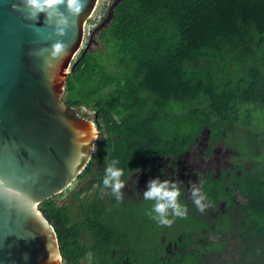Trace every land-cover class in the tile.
<instances>
[{
	"label": "trees",
	"instance_id": "trees-1",
	"mask_svg": "<svg viewBox=\"0 0 264 264\" xmlns=\"http://www.w3.org/2000/svg\"><path fill=\"white\" fill-rule=\"evenodd\" d=\"M98 39L103 47L80 52L65 80L66 103L92 106L102 134L79 176L107 163L97 172L95 199L80 223L54 198L40 205L63 264H81L87 254L91 264H163L151 246L161 232L152 222L156 201L128 199L124 187L113 193L103 183L106 169L122 170L125 186L161 157L177 160L205 132L208 156L221 144L238 163L219 176L210 171L197 198L185 201L180 264H215L210 257L232 233L244 245L235 264H264V0H124ZM223 201L224 212L209 220L208 209ZM210 231L220 241H208Z\"/></svg>",
	"mask_w": 264,
	"mask_h": 264
},
{
	"label": "water",
	"instance_id": "water-1",
	"mask_svg": "<svg viewBox=\"0 0 264 264\" xmlns=\"http://www.w3.org/2000/svg\"><path fill=\"white\" fill-rule=\"evenodd\" d=\"M97 1L62 0L39 11L27 0H0V264H63L40 205L85 171L100 132L95 119L79 116L62 99L78 55L124 0H113L82 48Z\"/></svg>",
	"mask_w": 264,
	"mask_h": 264
},
{
	"label": "flooded vegetation",
	"instance_id": "flooded-vegetation-1",
	"mask_svg": "<svg viewBox=\"0 0 264 264\" xmlns=\"http://www.w3.org/2000/svg\"><path fill=\"white\" fill-rule=\"evenodd\" d=\"M208 148L206 151V156L209 158L214 153V150L212 154L208 156ZM187 152L185 154H187ZM185 154L180 155V157L175 161L171 160L170 157H165V158L161 157L157 162L156 169L152 171L150 174L139 173V172L132 174L123 188L126 198L132 199L134 201L142 200L144 193L149 190L151 181H158L159 183L168 182L169 190H172V186L173 184H175L176 188L179 191V196H181V199L178 200L177 204L179 205L182 202L184 204V207H181V209H185V201H191L197 198L198 190L201 187L202 181L206 178L207 174L210 171H213L216 176H219L224 169L230 168V167L223 168L219 172H216L208 168L204 172H201L200 169L198 168L195 169V167L192 164L190 165L187 164V166H185V157H186ZM140 177L141 178L143 177V179H140ZM190 181H192L193 184L195 185L194 187H192L191 192H189ZM96 189H97V184L95 186V191H94L95 194H96ZM194 192L196 193L195 196L193 195ZM108 193H109V189L105 191V196H108L109 195ZM239 197L240 196H238V198ZM225 205L226 202L223 201L221 202V207H219L218 210L208 209V211L210 212V214L207 215L209 220L212 219L211 218L212 216L220 217L221 213L224 212V209L222 208L225 207ZM220 209H222V211H220ZM83 218H84V213H83ZM152 218H153L152 222L154 223V228L161 230L160 237L158 238L156 235V238L153 239L151 243L152 253L154 252L153 255L157 259H159V261H161L163 264H180L182 263L183 260L185 261V258L180 257L182 250L181 248H183L184 246V231L179 229V226L177 227L179 223H183L184 217L183 218L177 217L174 215L172 209H168V214L164 218L173 221V223L170 226L160 224L161 217L158 213L155 212V210L152 213ZM82 233L85 234V239H86L84 244H89L91 239L90 235L87 232L82 231L80 235V240L82 243H83ZM211 236H216V238L212 239ZM220 239H221L220 234L218 232L210 231L208 233V241L218 242L220 241ZM222 253L223 252L213 253V256L218 257ZM212 257H210V260ZM83 263L91 264L90 254H87L84 260H81V264ZM118 264H131V262L128 259L124 258L121 261H119Z\"/></svg>",
	"mask_w": 264,
	"mask_h": 264
},
{
	"label": "rangeland",
	"instance_id": "rangeland-1",
	"mask_svg": "<svg viewBox=\"0 0 264 264\" xmlns=\"http://www.w3.org/2000/svg\"><path fill=\"white\" fill-rule=\"evenodd\" d=\"M112 2L113 0L97 1L93 15L87 21L85 34H87L88 30L90 31L89 34L87 35L88 38L85 39L83 48H85V46L88 44L90 35L92 33L91 31L93 30L91 28L94 26L95 23H97V20L102 15H105L108 12L109 5ZM99 34L100 31H98L93 37L91 47L89 48L91 52L99 47L100 48L103 47L98 39ZM110 91L111 89H108L106 93ZM62 99L65 102L68 99V95L65 93V91L62 95ZM75 108L79 109V106H76ZM87 109L88 110H86V112L80 111V113H82V115H84L85 118L94 120V113L87 112V111H92L93 107L89 106L87 107ZM101 136L102 134L101 132H99L97 139L95 140L94 152L98 148L99 140ZM208 145H209V136L208 133L205 132L202 135V137L199 139L198 143L195 144L187 152V154H185L186 155L185 166H187V164L189 165L192 164L195 167V169L198 168L201 170V172H204L208 168L216 172H219L223 168L232 167L238 163L237 159L236 158L234 159V153H232V151L229 149H225L221 144L215 147L214 153L208 158L206 156ZM106 164H107L106 162H101V161L94 164L87 176H85L84 178H78L71 187H69L62 194L56 196L53 199L58 206L65 207L68 209V211L73 217L74 223L82 222L84 209H86L90 205L92 200H94L95 198L94 191L96 186L95 180L97 178V172H99ZM140 179H143V177L142 178L140 177ZM189 186H190L189 192H191L192 187H194L195 185L193 184L192 181H190ZM238 200L240 203L244 202V199L241 197H239ZM211 238L215 239L216 236H211ZM225 239L228 241L226 250H224L223 253L220 254L218 257H214L212 255L213 257L211 258L210 261H213V263L215 264H235L241 252L244 249V245L240 241V238L237 235V233L227 234ZM82 241L83 243H85L86 241L84 233H82Z\"/></svg>",
	"mask_w": 264,
	"mask_h": 264
},
{
	"label": "clouds",
	"instance_id": "clouds-1",
	"mask_svg": "<svg viewBox=\"0 0 264 264\" xmlns=\"http://www.w3.org/2000/svg\"><path fill=\"white\" fill-rule=\"evenodd\" d=\"M61 2L62 0H27L28 5L36 8L39 11H43L44 8H51ZM77 2L78 0H69V5L75 4ZM62 48L63 45L60 43H57L53 46L55 53H59ZM106 173L107 175L103 180L104 185H111L113 193H119L124 187L123 182H121L119 179V177L123 174L122 170H114L113 168L108 167L106 169ZM178 195L179 191L177 190L175 184H173L172 190H169L168 182H150L149 190L144 193V199L156 201L154 210L161 217V225L170 226L173 223V221L164 218L168 214V209H172L174 215L177 217L183 218L186 216L187 210L181 209L180 205L177 204ZM193 195L195 196L196 193L194 192ZM201 199H196L194 202L198 206L199 210L203 212L204 205L201 204Z\"/></svg>",
	"mask_w": 264,
	"mask_h": 264
},
{
	"label": "built area",
	"instance_id": "built-area-1",
	"mask_svg": "<svg viewBox=\"0 0 264 264\" xmlns=\"http://www.w3.org/2000/svg\"><path fill=\"white\" fill-rule=\"evenodd\" d=\"M111 5H112V3L109 5V10H110V7H111ZM109 10H108V12H109ZM94 12V11H93ZM108 12L105 14V15H102L98 20H97V23H95L94 24V26L91 28V29H93L91 32H93L98 26H99V24H100V21L102 20L103 21V19H105L106 18V16H107V14H108ZM92 15H93V13H92ZM91 15V16H92ZM91 18V17H90ZM89 20V19H88ZM101 21V22H102ZM86 26H87V23L85 24V26H84V43H85V39H87L88 37H87V35L89 34V31L90 30H88V32H87V34H85V28H86ZM84 45V44H83ZM83 48V47H82ZM87 107L88 106H86V105H80L79 106V109H77V108H73L76 112H77V114L79 115V116H82V117H84V115H82V113H80V111H82V112H86V110H88L87 109ZM87 112H93L94 113V117H95V109L93 108V110L92 111H87ZM84 114V113H83Z\"/></svg>",
	"mask_w": 264,
	"mask_h": 264
}]
</instances>
